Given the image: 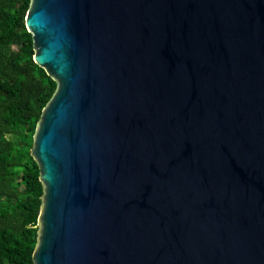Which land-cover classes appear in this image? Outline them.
Masks as SVG:
<instances>
[{
    "label": "water",
    "instance_id": "water-1",
    "mask_svg": "<svg viewBox=\"0 0 264 264\" xmlns=\"http://www.w3.org/2000/svg\"><path fill=\"white\" fill-rule=\"evenodd\" d=\"M57 83L31 155L34 264H264V0H31Z\"/></svg>",
    "mask_w": 264,
    "mask_h": 264
},
{
    "label": "trees",
    "instance_id": "trees-1",
    "mask_svg": "<svg viewBox=\"0 0 264 264\" xmlns=\"http://www.w3.org/2000/svg\"><path fill=\"white\" fill-rule=\"evenodd\" d=\"M31 0H0V264H34L43 186L31 155L57 83L33 60Z\"/></svg>",
    "mask_w": 264,
    "mask_h": 264
}]
</instances>
